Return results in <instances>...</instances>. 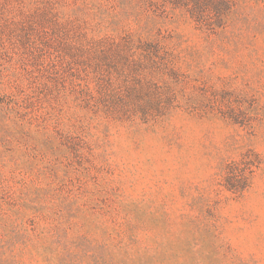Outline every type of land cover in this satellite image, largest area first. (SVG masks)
<instances>
[{
  "label": "rangeland",
  "instance_id": "374dc122",
  "mask_svg": "<svg viewBox=\"0 0 264 264\" xmlns=\"http://www.w3.org/2000/svg\"><path fill=\"white\" fill-rule=\"evenodd\" d=\"M0 264H264V0H0Z\"/></svg>",
  "mask_w": 264,
  "mask_h": 264
}]
</instances>
